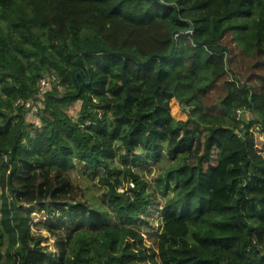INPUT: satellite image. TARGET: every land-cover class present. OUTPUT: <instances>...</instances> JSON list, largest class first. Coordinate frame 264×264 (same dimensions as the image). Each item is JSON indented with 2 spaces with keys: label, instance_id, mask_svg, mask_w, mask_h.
Returning <instances> with one entry per match:
<instances>
[{
  "label": "trees",
  "instance_id": "obj_1",
  "mask_svg": "<svg viewBox=\"0 0 264 264\" xmlns=\"http://www.w3.org/2000/svg\"><path fill=\"white\" fill-rule=\"evenodd\" d=\"M47 76L39 126L27 124ZM255 131L264 0H0V264H264ZM163 157L185 163L174 192L158 179L161 229L142 234L153 198L129 162ZM78 164L100 175L101 207L66 199ZM25 204L50 233L81 213L56 255L30 245Z\"/></svg>",
  "mask_w": 264,
  "mask_h": 264
},
{
  "label": "rangeland",
  "instance_id": "obj_2",
  "mask_svg": "<svg viewBox=\"0 0 264 264\" xmlns=\"http://www.w3.org/2000/svg\"><path fill=\"white\" fill-rule=\"evenodd\" d=\"M80 105V103H76L68 112V114L74 120H77ZM37 110L38 108L36 109V111ZM240 117L246 120H249L251 118L245 113H241ZM25 121H27V124H37L38 118L36 117V115L33 117L27 116ZM37 125L39 126V123ZM255 139L258 150L260 151L261 155L264 156V137H262L258 132L255 131ZM118 153L121 155L123 152L118 151ZM184 160L185 157H181L177 161L171 162L167 158L163 157L160 159H151L149 162L146 161V163L142 165H139L138 163L139 158H137L135 161L132 159L130 160L129 167L135 174L141 176L142 179L148 183V189L153 198V204L149 209V213L143 217V222L136 228L142 234L150 233L153 235L160 231L161 211L167 198H164L158 190V179L163 178L168 190L170 192H174L177 189V180L180 176L181 169L184 166ZM115 167L122 169L126 168L127 166L124 165L123 161L119 158L115 161ZM88 174L89 172L85 170V166L78 164L76 170H70L66 173V175H64L74 188V191L71 192L66 197V199L73 204H77L78 201H81L90 206L92 205V203H95L96 206L101 207V200L107 189L106 187L99 185L100 175L95 179H91ZM100 174H102V172ZM56 176V173H52L50 175V178L54 179ZM169 176L173 177L172 181L168 180ZM40 182H43V178ZM38 184V182H34L32 186L37 187ZM258 187L259 182H254L251 187L250 193H252L254 188L259 191ZM24 207L27 209H31L30 206L26 204L24 205ZM60 210L65 211L66 208ZM30 214L32 217V220L29 224L32 236L30 245L34 247L39 241L38 247L40 248V250L45 254L49 253L53 255H56L58 251V236L65 232V228L69 226H78L81 217V213H78L73 218L64 217V225L62 226V228L55 230L54 233H50L45 229L47 217L44 214H39L37 208H32ZM50 219L55 222L54 216H51Z\"/></svg>",
  "mask_w": 264,
  "mask_h": 264
},
{
  "label": "built area",
  "instance_id": "obj_3",
  "mask_svg": "<svg viewBox=\"0 0 264 264\" xmlns=\"http://www.w3.org/2000/svg\"><path fill=\"white\" fill-rule=\"evenodd\" d=\"M57 81L55 76H47L45 78H42L38 84V90H39V96H37V99L29 100L25 102V107L29 110L28 116H35L37 117V108H39L42 99L46 95V93L49 91L51 85ZM21 105L22 101L18 100L16 105ZM239 116L241 115V112H238Z\"/></svg>",
  "mask_w": 264,
  "mask_h": 264
},
{
  "label": "water",
  "instance_id": "obj_4",
  "mask_svg": "<svg viewBox=\"0 0 264 264\" xmlns=\"http://www.w3.org/2000/svg\"><path fill=\"white\" fill-rule=\"evenodd\" d=\"M90 82H88V84H89Z\"/></svg>",
  "mask_w": 264,
  "mask_h": 264
}]
</instances>
